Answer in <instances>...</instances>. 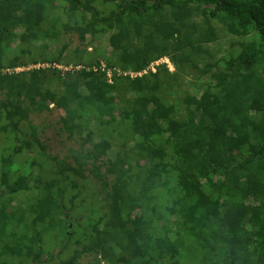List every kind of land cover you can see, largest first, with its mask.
I'll list each match as a JSON object with an SVG mask.
<instances>
[{
    "label": "trees",
    "instance_id": "16d2710c",
    "mask_svg": "<svg viewBox=\"0 0 264 264\" xmlns=\"http://www.w3.org/2000/svg\"><path fill=\"white\" fill-rule=\"evenodd\" d=\"M0 227V264H264V0H0Z\"/></svg>",
    "mask_w": 264,
    "mask_h": 264
},
{
    "label": "rangeland",
    "instance_id": "374dc122",
    "mask_svg": "<svg viewBox=\"0 0 264 264\" xmlns=\"http://www.w3.org/2000/svg\"><path fill=\"white\" fill-rule=\"evenodd\" d=\"M85 35L86 34L84 33L83 34H76V33L72 34L73 43L71 47H74L76 45H83L82 43L84 41L85 42L88 41L89 36L86 35V40H85L84 39ZM62 114L63 112L61 110H56L53 108L51 112L45 111L41 113L31 114L29 116V119L26 122L24 121V123H26L27 128L28 129L30 128L31 131H37L40 139L44 141L45 144H48L51 147L50 151L55 154H58L59 156H64L68 154V152H70L69 150L71 147H74V148L78 147L77 139L75 138L68 139L66 132L61 130V123L59 119ZM149 124H150L149 121L144 122L142 120L140 121L136 120V125H135L136 134L142 135L144 131L146 130V128L149 126ZM36 150L35 151L33 150V153H29V154H27L26 152L21 153L19 158H17L19 165L24 164L25 160L28 157H31L30 162L28 163L30 164V166L38 162L39 157H35ZM24 197H26V194L19 195L20 199ZM58 198H59V194L57 192V195L55 196L50 195L49 197L44 199L46 200V202L44 203H43V200H40V202L36 204V208L40 210L39 216L37 217L44 215L47 211L46 208L48 207L55 208L56 212L61 216L62 212L60 209V203H59ZM13 217H16L17 220H19L21 225H25L26 222H28V220H25L23 217H20L19 214L13 215ZM169 236H170V239H173V235H169ZM73 242L74 240L70 241L68 249L75 247V244ZM45 244L47 247L51 248L55 246L57 242H56V239H53V237H48V241L47 243L45 241ZM53 258H51L50 260L46 259L43 263L40 262L36 264H60L61 263L59 260V257H57L56 259L55 258L53 259ZM65 258L66 256H63L60 259L65 260ZM84 260L86 261L88 260V258H84ZM2 261L5 262V264H19L18 258H11L8 255H5Z\"/></svg>",
    "mask_w": 264,
    "mask_h": 264
},
{
    "label": "built area",
    "instance_id": "2783aa9c",
    "mask_svg": "<svg viewBox=\"0 0 264 264\" xmlns=\"http://www.w3.org/2000/svg\"><path fill=\"white\" fill-rule=\"evenodd\" d=\"M158 62H165V63H167L168 64V66L170 67V68H172V65H171V63L169 62V60L167 59V58H162L161 60H159ZM157 62V63H158ZM41 64H39V65H37V66H40ZM47 65V64H46ZM44 66V65H43ZM57 67H59V68H64V69H68L67 67H63V66H61V65H57ZM152 69H153V66H152ZM17 70H20L19 68L17 69ZM137 73H134V72H131L130 73V75L131 76H134V75H136ZM138 74H140V73H138Z\"/></svg>",
    "mask_w": 264,
    "mask_h": 264
}]
</instances>
